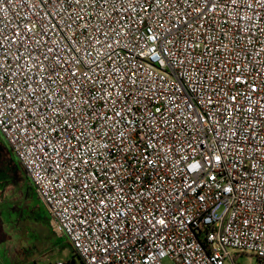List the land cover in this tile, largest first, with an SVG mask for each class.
Returning <instances> with one entry per match:
<instances>
[{"label": "built area", "instance_id": "1", "mask_svg": "<svg viewBox=\"0 0 264 264\" xmlns=\"http://www.w3.org/2000/svg\"><path fill=\"white\" fill-rule=\"evenodd\" d=\"M0 133L81 264H264V0H0Z\"/></svg>", "mask_w": 264, "mask_h": 264}, {"label": "rangeland", "instance_id": "2", "mask_svg": "<svg viewBox=\"0 0 264 264\" xmlns=\"http://www.w3.org/2000/svg\"><path fill=\"white\" fill-rule=\"evenodd\" d=\"M65 239L0 133V264L68 262L73 251ZM238 264L256 263L244 256Z\"/></svg>", "mask_w": 264, "mask_h": 264}, {"label": "trees", "instance_id": "3", "mask_svg": "<svg viewBox=\"0 0 264 264\" xmlns=\"http://www.w3.org/2000/svg\"><path fill=\"white\" fill-rule=\"evenodd\" d=\"M67 243L72 248V251H73V254H74L73 257L70 260V263L71 264H78V262H79V264H81L80 258L75 254V251H74V249H73V247L71 245V242L68 239H67Z\"/></svg>", "mask_w": 264, "mask_h": 264}, {"label": "crops", "instance_id": "4", "mask_svg": "<svg viewBox=\"0 0 264 264\" xmlns=\"http://www.w3.org/2000/svg\"><path fill=\"white\" fill-rule=\"evenodd\" d=\"M65 241H67V240L65 239ZM73 255H74V254H73ZM73 255H72V257H73ZM244 256H249V255H240V256L238 257V260H239L240 258H243ZM72 257H71V258H72ZM249 257H250L251 260H254L256 264L258 263V261H257V259H256L255 257H252V256H249ZM71 258H70V260H71ZM70 260H69V261H70ZM238 260H237V262H238ZM78 264H79V262H78Z\"/></svg>", "mask_w": 264, "mask_h": 264}]
</instances>
